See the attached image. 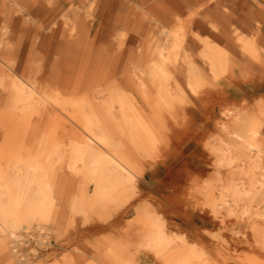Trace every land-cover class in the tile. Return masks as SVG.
Wrapping results in <instances>:
<instances>
[{
	"label": "bare ground",
	"instance_id": "1",
	"mask_svg": "<svg viewBox=\"0 0 264 264\" xmlns=\"http://www.w3.org/2000/svg\"><path fill=\"white\" fill-rule=\"evenodd\" d=\"M8 1L0 10V256L30 264L18 247L31 237L49 249L67 209L68 224L82 216L119 230L91 244L86 264H233L220 234L214 244L195 238L140 201L146 172L170 155L180 115L213 87L243 86L248 66L264 62L257 30L222 32L202 16L205 0H127L116 16L99 9L102 0ZM222 114L219 134L189 144L203 147L206 166L183 162L181 193L222 230L233 227L248 250L237 264H264V95ZM67 175L78 179L73 193ZM74 253L65 264L86 254Z\"/></svg>",
	"mask_w": 264,
	"mask_h": 264
},
{
	"label": "rangeland",
	"instance_id": "2",
	"mask_svg": "<svg viewBox=\"0 0 264 264\" xmlns=\"http://www.w3.org/2000/svg\"><path fill=\"white\" fill-rule=\"evenodd\" d=\"M205 1L207 4L204 6L202 16L210 18L209 20L213 19V10L224 6L226 3V0ZM55 2L64 3L65 0H55ZM73 3L78 5L77 2ZM126 3L127 0H102L99 9H107V14L116 16L119 9L125 7ZM10 6L8 0H0L2 15L9 11ZM69 6L68 4L67 7ZM220 28L222 32H225L226 27L224 25ZM133 44L136 49L139 44L138 40L134 41ZM107 46L109 51L114 49L112 37L107 42ZM29 48L30 44L26 47V55ZM191 51L198 52V50L194 51L193 49ZM56 64L57 57L54 56L49 60V67H55ZM247 72V82L243 86L233 82L228 88L225 85L213 87L211 94L205 100L196 101L191 109L180 115L179 127L176 128V133L171 136L170 155L166 161H158L153 169L146 172L142 187L145 197L140 201V203L148 202L153 205L158 213L177 225L181 232L191 234L195 238H198L197 234H204L213 239L214 244L218 242L214 236L220 234L225 241L223 248L227 254H230L233 264H237L238 259L246 255L248 251L246 245L237 242V236L232 226L222 230L219 222L210 214H203L199 209L186 202L184 194L181 193L182 173L180 167L188 159H194L206 166L202 160V154H200L203 147L199 146L196 149L194 145L189 144L198 136L205 135L208 138L219 134L221 125L225 122L222 114L225 106L244 101L252 104L264 95V62L253 66L249 65ZM239 73L240 71H237L236 74L239 75ZM67 176L71 179L68 191L73 193L77 187L78 179L70 175ZM64 213L65 216L57 225V229H60L62 233L52 240L53 245L49 249L40 248L35 239L31 237H26L25 241L18 247L21 254L30 258V264H65V259L72 254L74 255L77 249L86 253L79 260V264H86L94 257V251L91 249L93 242L110 236L118 237L120 234L119 230H101L95 226L87 225L82 216H76L73 222L68 224L67 209ZM132 218L133 216L130 217V219ZM7 262L6 256H0V264H7ZM145 264L160 263L149 260Z\"/></svg>",
	"mask_w": 264,
	"mask_h": 264
},
{
	"label": "crops",
	"instance_id": "3",
	"mask_svg": "<svg viewBox=\"0 0 264 264\" xmlns=\"http://www.w3.org/2000/svg\"><path fill=\"white\" fill-rule=\"evenodd\" d=\"M213 23L240 26L247 34L257 30L259 45L264 49V0H226L213 10Z\"/></svg>",
	"mask_w": 264,
	"mask_h": 264
}]
</instances>
